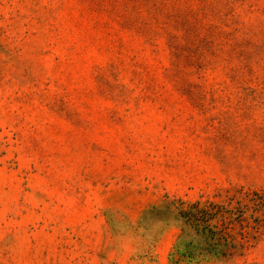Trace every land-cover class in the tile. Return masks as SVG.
<instances>
[{
  "label": "rangeland",
  "instance_id": "1",
  "mask_svg": "<svg viewBox=\"0 0 264 264\" xmlns=\"http://www.w3.org/2000/svg\"><path fill=\"white\" fill-rule=\"evenodd\" d=\"M172 199L264 264V0H0V264H186Z\"/></svg>",
  "mask_w": 264,
  "mask_h": 264
},
{
  "label": "trees",
  "instance_id": "2",
  "mask_svg": "<svg viewBox=\"0 0 264 264\" xmlns=\"http://www.w3.org/2000/svg\"><path fill=\"white\" fill-rule=\"evenodd\" d=\"M224 213L218 203L172 199L144 209L140 222L151 216L164 227L178 226L181 232L170 258L193 264L230 258L245 246L247 235L242 233V241L237 240L229 231L231 222L223 220Z\"/></svg>",
  "mask_w": 264,
  "mask_h": 264
}]
</instances>
